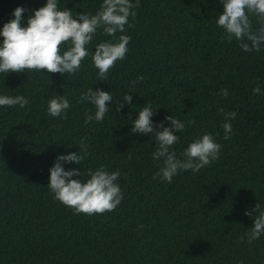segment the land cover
Returning <instances> with one entry per match:
<instances>
[{"label":"trees","instance_id":"trees-1","mask_svg":"<svg viewBox=\"0 0 264 264\" xmlns=\"http://www.w3.org/2000/svg\"><path fill=\"white\" fill-rule=\"evenodd\" d=\"M46 2L0 0V30L16 7L29 10L26 25ZM102 2L59 0V7L74 16L95 14ZM139 3L135 20L129 18L135 27L123 33L132 37L129 50L107 81H97L91 56L74 76L0 73V95L29 101L24 108L0 107V264H264V234L247 243L254 220L245 215L257 203L264 210V94H253L257 83L264 93V45L249 53L235 39L228 42L216 23L220 0ZM111 39L100 29L88 48L94 52ZM92 87L110 91L113 102L103 122L85 124L84 113L95 109L77 101ZM125 93L132 105L116 111ZM63 94L71 103L67 119L49 116L48 100ZM146 104L157 111L154 124L168 115L185 123L173 146L179 158L195 138L211 133L222 145L219 159L198 173L180 172L170 184L153 179L155 141L130 131ZM221 107L237 113L230 139H224ZM82 137L85 160L64 167L119 170L124 199L115 211L74 214L47 186L56 157L78 152Z\"/></svg>","mask_w":264,"mask_h":264},{"label":"clouds","instance_id":"clouds-1","mask_svg":"<svg viewBox=\"0 0 264 264\" xmlns=\"http://www.w3.org/2000/svg\"><path fill=\"white\" fill-rule=\"evenodd\" d=\"M223 12L216 23L224 30L229 43L235 39L239 47L245 52L261 51L264 45V0H220ZM140 6L139 0H103L95 14L80 12L75 16L72 9H61L59 0H47L46 4L32 10L34 14L27 16L26 25L24 13L29 11L22 6L14 9L13 17L0 30V73H28L30 71L44 72L47 75L59 73L61 76L75 75L81 68L82 62L91 56L92 66L97 70V81H107L110 69L116 66L118 60H124L128 52V45L132 39L126 33L128 27H135L129 23V18L135 20ZM255 20V26L253 24ZM112 37L111 40L99 42L94 52L88 48L98 30ZM121 33L120 35H117ZM140 75L131 82L132 87L143 81ZM253 94L261 93L259 84L253 89ZM219 95L227 98V89H221ZM78 103L91 104L95 109L94 115L90 111L84 113L85 124L92 121L103 122L109 112V105L113 102L110 91L88 88L81 93ZM133 96L125 93L123 99L116 103V111L124 108L125 103L132 105ZM29 103L23 95H0V107L24 108ZM134 107V106H133ZM71 108L70 100L63 95H53L48 100L47 114L51 117L67 119V110ZM223 113L224 139L232 135L231 120L237 116L236 111ZM157 114L146 104L138 111V116L131 121L130 131L135 134L149 135L155 141V151L152 159L158 165V171L153 179L159 178L166 183H172L173 178L182 171L198 173L205 166L211 165L219 159L222 145L216 142L211 133H204L189 143L183 150L182 157L177 156L173 146L180 137L177 133L185 130V123L174 115L165 117V121L154 124L152 117ZM191 122H189V125ZM159 129V130H158ZM86 137H82L78 152L60 154L50 168L48 188L53 198L73 210L74 214H105L115 211L122 203L124 193L117 183L121 173L119 170L109 171L101 165L95 170L89 168L83 172L81 168L65 169V164L81 165L88 154ZM71 147V146H69ZM82 176H87L86 181ZM255 213V215H254ZM245 215L253 217L254 226L246 233L247 243L251 244L264 234V210L257 203L253 210H245ZM144 225H140L143 228ZM244 237H241V241ZM243 264V261L240 262Z\"/></svg>","mask_w":264,"mask_h":264}]
</instances>
